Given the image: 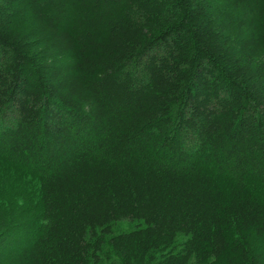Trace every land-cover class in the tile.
Listing matches in <instances>:
<instances>
[{
	"label": "trees",
	"instance_id": "1",
	"mask_svg": "<svg viewBox=\"0 0 264 264\" xmlns=\"http://www.w3.org/2000/svg\"><path fill=\"white\" fill-rule=\"evenodd\" d=\"M1 168L0 264H264V0H0Z\"/></svg>",
	"mask_w": 264,
	"mask_h": 264
},
{
	"label": "rangeland",
	"instance_id": "2",
	"mask_svg": "<svg viewBox=\"0 0 264 264\" xmlns=\"http://www.w3.org/2000/svg\"><path fill=\"white\" fill-rule=\"evenodd\" d=\"M33 182L24 179L21 174L14 173L12 169H0V187L4 192L7 191L9 196L13 197L14 204L20 209V212L15 214V221L30 219L34 224L40 223V220H38L39 210L37 206L36 190ZM131 225L132 224L128 223L118 224L114 233L125 231L129 229ZM14 248L15 245L12 244L7 252L5 254L3 253L4 258H7L6 254L10 255Z\"/></svg>",
	"mask_w": 264,
	"mask_h": 264
}]
</instances>
